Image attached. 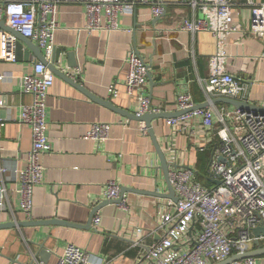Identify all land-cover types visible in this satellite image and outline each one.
I'll return each instance as SVG.
<instances>
[{"label":"crops","instance_id":"crops-1","mask_svg":"<svg viewBox=\"0 0 264 264\" xmlns=\"http://www.w3.org/2000/svg\"><path fill=\"white\" fill-rule=\"evenodd\" d=\"M232 10L237 29L227 37L226 69L248 85L241 101L264 108V35L254 38L247 33L250 6L245 0H233ZM199 14L188 4L166 0L165 13L153 17L149 6L137 3L133 14L119 16L117 29L89 33L84 7L62 2L54 33V48L60 49L56 67L95 98L136 115L138 102L124 91V59L134 48L151 75L145 93L162 112L178 111L176 98L183 91L190 92L196 104L208 103L200 81L208 74L214 38L206 31L192 34L181 29L184 20ZM70 51L71 58L67 56ZM51 57L45 59L50 61ZM36 60L28 45L23 44L14 62L0 61V73L12 76L0 81V123H4L0 128V166L5 169L0 173V184L7 190L0 206V223L27 221L20 211L14 170L25 167L31 145L30 127L20 122L21 107L30 103L31 97L21 91L19 77L31 73ZM72 61L75 66L70 67ZM111 86L117 89L115 97L110 94ZM213 101L207 107L224 104L234 108ZM46 119L49 149L40 158L43 181L34 188L31 212L32 221L45 223L0 228V264H29L37 243H43L50 254L44 262L35 260L33 264H55L68 243L86 249L103 264H143L149 247L164 235L159 224L170 209L171 199L126 191L127 208L116 203L103 205L93 215H99L96 226L91 211L106 201L104 189L111 179L121 187L168 193L152 140L140 130L144 122L130 120L91 99L55 74L46 99ZM92 122L110 124L106 141L83 139ZM184 126L172 128L166 118L151 121L166 158L171 154L166 148L174 147L179 163L193 167L197 180L211 186L213 182L205 172L218 145L215 133L221 125L213 116L210 128L204 127L199 117L189 119ZM90 218V225L84 226ZM57 220L84 227L48 222ZM259 243L264 246V240ZM256 247L253 244L251 249ZM257 263L264 264V255L257 257Z\"/></svg>","mask_w":264,"mask_h":264},{"label":"built area","instance_id":"built-area-1","mask_svg":"<svg viewBox=\"0 0 264 264\" xmlns=\"http://www.w3.org/2000/svg\"><path fill=\"white\" fill-rule=\"evenodd\" d=\"M62 2L80 3L85 10V29L89 32L111 31L118 28L120 15L133 14L136 4L149 6L153 17L165 13L166 0H0V19L22 37L29 38L39 46L46 58L54 49V33L58 29L57 12ZM199 10V16L186 19L183 31L192 34L209 32L215 41V51L208 58L207 77L200 81L208 103L226 97L243 100L248 85L226 69L228 57L227 37L237 29L232 10L233 0H176ZM250 6V21L247 33L254 38L264 35V1L245 0ZM103 19V21H102ZM17 36L0 28V61L16 60ZM126 76L124 91L135 96L138 106L136 115L162 110L152 104L145 93L148 67L136 49L131 48L124 59ZM80 69H76L79 73ZM11 74L0 73V81H8ZM21 91L29 94L31 101L21 107L20 122L31 131V145L26 152V165L14 170L18 180L20 211L31 220L34 188L42 183L44 167L41 155L49 149L47 142L46 99L54 82L53 72L36 60L31 73L19 77ZM110 94L118 92L110 87ZM178 111L194 107L192 95L180 92L176 98ZM216 116L221 127L216 131L218 145L212 151L205 177L212 181L205 186L197 180V172L190 165H182L176 150L168 146L166 158L168 178L176 201H169L159 228L164 235L155 241L143 256V264H214L232 254L251 249L255 240H264V234L256 237L252 230L264 227V111L239 110L227 105L209 106L188 111L166 119L172 128L185 129L189 119L199 117L206 128L213 126ZM4 123H0L2 128ZM141 132L147 134L144 125ZM110 124L92 122L83 134V139L104 142L109 137ZM194 130H191L193 133ZM0 166V173H4ZM7 195L0 184V206ZM113 179L104 189L106 200H118L116 204L127 208L125 193ZM93 224L99 215L93 216ZM192 229H194L192 231ZM55 264H103L99 258L73 243H68L57 255ZM230 264H258L256 257H245Z\"/></svg>","mask_w":264,"mask_h":264},{"label":"water","instance_id":"water-1","mask_svg":"<svg viewBox=\"0 0 264 264\" xmlns=\"http://www.w3.org/2000/svg\"><path fill=\"white\" fill-rule=\"evenodd\" d=\"M0 28L7 30V31H9V32H11L17 36V41H16V45H15L16 57L19 56L20 49H21L22 45L27 44L28 47L31 49V51L35 54L37 60L44 63L53 72V74L63 78L67 82L71 83L73 86H75L76 88L81 90L83 93H85L91 99H94L97 102L102 103L103 105H106L107 107L113 109L114 111H117L118 113L129 118L130 120H137V121L144 122V126L146 127V129L148 131L150 139L152 140L154 148H155L157 155L159 157V169H161L163 172L164 178H165L167 186H168V193L164 194V193H158L156 191H147V190L133 189V188H128V187H121V196L126 191H131V192H136V193H140V194H146V195H151V196L168 198V199H171L172 201H176V196L174 194V190H173V188L169 182V178H168V164L166 161V156L163 153V151H162V149H161V147H160V145H159V143L155 137L154 131L151 127V121L154 119H160V118L168 119L171 117H176V116H179L181 114H184V113L191 111V110H194V109L207 107L208 103L196 104L194 107H192L190 109L176 111V112H160V113L148 112V113H145V114L140 115V116L134 115L133 113H129L128 111H124L122 109L115 107L111 102L95 98L80 83L74 81L72 78L65 75L64 72H61L60 69H58L56 67V63L58 62L59 55H60V49L54 48L53 52H52L51 60L48 61L45 59L43 53L41 52V48L39 46H36L32 42L31 39L22 37L21 35H19L15 31H13L9 26H7L4 21H0ZM67 56L70 58L73 57V52L72 51L68 52ZM69 66L73 67V66H75V63H73V61H72V63H69ZM147 67H148V65H147ZM147 77L150 80L151 75H150L149 71H148ZM216 102H221V103H226V104L232 105L234 108L239 109L241 111H243V110L264 111V108H259L258 106L252 105V104L248 103L246 100L241 101L238 99L220 97V98L214 99L213 103H216ZM121 196H120V198H121ZM119 201H120V199H118V200H106V201L100 203L99 205H97L96 207H94L92 209L91 218L95 214V212L98 209H100L103 205H105L107 203H117ZM91 218L88 220L87 225H84V226L90 225ZM48 222H55V223H60L63 225H69V226H74V227H84L83 225H77V224L67 223V222L58 221V220L57 221H48ZM43 223H45V222L44 221H32V220H27L24 222H19V221L7 222V223H0V228L15 227V226L16 227L35 226V225H41ZM252 232L256 237H258L259 235H263L264 234V227H261V226L256 227L252 230ZM254 244L257 246L256 248L248 250L244 253L232 254L227 259H225L221 262L214 263V264H230L233 261H236V260H239V259L245 258V257H256L257 258V257L263 256L264 255V246H262V247L259 246L260 243L258 240H255ZM36 246H37L36 249L32 251V260L30 261L29 264H33V262L35 260H37L39 262H44L46 260L47 255L50 254V252L48 251V249L45 247V245L43 243H37Z\"/></svg>","mask_w":264,"mask_h":264}]
</instances>
